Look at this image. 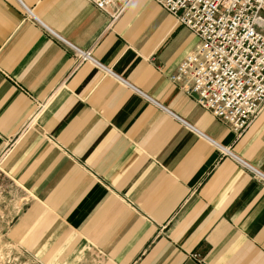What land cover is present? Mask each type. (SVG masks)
<instances>
[{"label":"crops","instance_id":"obj_1","mask_svg":"<svg viewBox=\"0 0 264 264\" xmlns=\"http://www.w3.org/2000/svg\"><path fill=\"white\" fill-rule=\"evenodd\" d=\"M112 13L0 0L3 245L64 264H264V179L244 164L264 174V107L236 135L169 79L193 32L154 0Z\"/></svg>","mask_w":264,"mask_h":264},{"label":"built area","instance_id":"obj_2","mask_svg":"<svg viewBox=\"0 0 264 264\" xmlns=\"http://www.w3.org/2000/svg\"><path fill=\"white\" fill-rule=\"evenodd\" d=\"M87 1L100 10H113L114 16L132 0ZM154 1L199 39L169 75L170 81L236 135L242 134L264 107V0ZM47 29L72 49L75 65L86 61L103 66L90 49L78 48ZM223 150L234 156L228 148Z\"/></svg>","mask_w":264,"mask_h":264},{"label":"rangeland","instance_id":"obj_3","mask_svg":"<svg viewBox=\"0 0 264 264\" xmlns=\"http://www.w3.org/2000/svg\"><path fill=\"white\" fill-rule=\"evenodd\" d=\"M2 184L0 183V190ZM3 188V187H2ZM16 195L15 197H19ZM14 196L12 195H0V216L3 213H6L7 210L5 207H8V204L14 202ZM9 204V206H10ZM5 209V210H3ZM1 218V217H0ZM51 253H49L50 255ZM0 264H64V259L62 257H57L56 259H51L50 257L44 256L43 253L39 255H29L23 253H17L13 248L9 246H4L2 238H0ZM66 264V263H65Z\"/></svg>","mask_w":264,"mask_h":264}]
</instances>
